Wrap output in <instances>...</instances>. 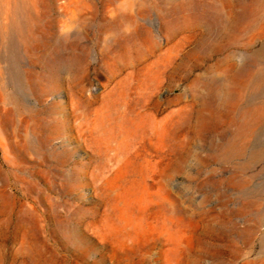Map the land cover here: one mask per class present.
Returning <instances> with one entry per match:
<instances>
[{
    "label": "rangeland",
    "instance_id": "374dc122",
    "mask_svg": "<svg viewBox=\"0 0 264 264\" xmlns=\"http://www.w3.org/2000/svg\"><path fill=\"white\" fill-rule=\"evenodd\" d=\"M0 264H264V0H0Z\"/></svg>",
    "mask_w": 264,
    "mask_h": 264
}]
</instances>
